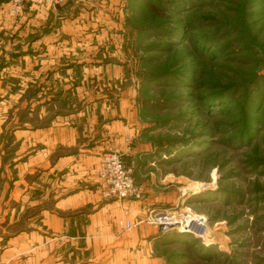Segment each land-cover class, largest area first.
<instances>
[{"label":"rangeland","instance_id":"rangeland-1","mask_svg":"<svg viewBox=\"0 0 264 264\" xmlns=\"http://www.w3.org/2000/svg\"><path fill=\"white\" fill-rule=\"evenodd\" d=\"M32 9L19 17L8 9L16 23L0 28L10 52L26 58L25 91L19 101L11 91L10 118L36 129L38 141L35 176H26L37 179L35 201L29 193L20 221L4 224L12 223L10 236L36 229L37 237L18 254L2 237L0 264H264V0H79ZM38 39L55 43L34 50ZM50 132L70 145L58 140L49 150ZM103 133L98 160L86 155L83 147L95 154ZM108 156L120 159L135 193L108 196L113 171L100 174ZM80 191L87 206L61 204ZM97 197L121 208L93 220ZM166 213L205 219L207 241L166 237L157 221ZM118 218L116 237L134 246L104 256L117 239L104 233ZM152 226L163 234L158 245L143 238Z\"/></svg>","mask_w":264,"mask_h":264},{"label":"crops","instance_id":"crops-1","mask_svg":"<svg viewBox=\"0 0 264 264\" xmlns=\"http://www.w3.org/2000/svg\"><path fill=\"white\" fill-rule=\"evenodd\" d=\"M6 2H9V0H0V28L2 29H8L11 27L10 23H16V21L12 20L8 15V3ZM27 8L33 10V7L27 6L24 11H26ZM22 26H24V24ZM2 37V32H0V38ZM15 42L16 41H14L13 43ZM54 43V39H38L33 44V49L36 50L37 45L39 44V46L42 45L45 48L48 47V50L50 51V46ZM39 52L40 56H42L41 51ZM20 54L21 53L10 52V39H0V242L3 239L2 237L7 235L6 238L8 239L10 245H8L5 250H16L17 254L20 253L19 246L23 245L24 241L32 240V238L37 237L36 229L28 231V233H26L25 230L19 231L10 236V232L8 233L7 231H9V225H11L12 223L8 222L6 226L4 224L6 220H15L16 222L20 221L18 215H20L24 208L22 204L25 203V198L30 193V196L28 198H31L33 196L32 200L35 201V193L37 189L36 177L32 180H29V182H26V176L34 177L37 169V130L25 129V127H20V119L16 118L15 116L13 119H11V116L9 115V103L11 100V96H13L10 95L11 91L16 92L15 95L17 96V101H19L20 97L22 96V94L19 93H24L26 87L25 80L24 78H22L24 70L20 68V65L25 62L26 58L24 57V55ZM44 56L46 58L49 56L50 59L51 53L46 52ZM33 57L34 59L37 58V54L35 53ZM20 80L22 81L20 82ZM52 133L53 132L48 133L45 137L48 138ZM53 134L56 137H51L52 141L49 142V144L48 142L44 143L49 148V150L53 149L54 146H57L59 142L61 143V145H70L69 140L67 138H64L62 133ZM105 136L107 135H105L104 133L102 134V136H98V138L100 137L102 139L94 143V152L100 150L102 151L103 144L108 141V137ZM58 140L60 141L58 142ZM83 148L88 149L86 155L95 156V159L98 160L99 154H97V152L95 154L88 153L90 152V146H86ZM26 153L27 155H25ZM28 155L29 157H27ZM84 163L87 164L88 162L86 161ZM60 164L63 165L62 162H60ZM84 194L85 191H80L76 194H68V198L62 200L61 204H64L67 208H76L75 205L77 207L87 206V204L91 202V200H88L87 196ZM85 197L87 199H84ZM95 204H97L98 207L95 209V212H93L94 214L89 217L88 215L85 216L83 215V213H80L78 218L76 219L78 220L77 222H85V218L87 217L93 218V220H97L103 218L107 213L117 211L119 210V208H121V205H118V203L111 201L105 202L102 201L100 197H97ZM35 207H37L36 202L33 205V208ZM35 214L36 212L32 215V218H34V220H36ZM122 221V218L120 220L118 218L116 221L117 227L115 231L114 229H111L110 231H107L108 233L105 232L104 236L117 238L116 235L120 231V224L122 223ZM103 231H105V224H103ZM171 233L174 232H169L167 233V235L165 233L166 237L171 235ZM143 234V238L145 235L149 236V239L144 238V240L148 239L149 242H153L156 245L163 241V237L160 236L163 234L153 226L143 231ZM112 243L114 244V246L111 245ZM131 245L132 244H130L127 239L125 240V238L121 240L118 238L112 239L109 247H107L104 251V256H109L111 252H116V248L119 250H126L130 248ZM4 254H0V261H3L2 258L4 257ZM94 262L96 261H91L89 263Z\"/></svg>","mask_w":264,"mask_h":264},{"label":"built area","instance_id":"built-area-1","mask_svg":"<svg viewBox=\"0 0 264 264\" xmlns=\"http://www.w3.org/2000/svg\"><path fill=\"white\" fill-rule=\"evenodd\" d=\"M71 1H79V0H10L8 2V9H9V14L12 17H19L24 12L27 6L30 7L59 6ZM106 159L107 160H105L102 163L103 173L100 174L104 178L106 176V171L111 169L113 171V176H111L110 178V184L111 186H113V189L108 194V196L126 198L128 195H130V193H135L133 182L130 180V178L129 179L125 178V173L123 172L124 168L122 166L120 159L111 156H108ZM163 216L166 217V220H160L163 219L162 218ZM192 220L201 221V223L203 221H206L205 219L203 220L195 219L180 214L176 215V214H167V213L161 214L157 218L158 225L163 233H167L171 231H177L183 233L185 229L190 230V227L188 226H192V228L201 227L198 226L197 223H193ZM206 222L202 223L203 224V227H201L202 229L207 228ZM125 228L130 229L131 225L127 223ZM193 231L195 232V229ZM191 235L203 241L206 240L205 237H199L200 234L198 235L196 233H192Z\"/></svg>","mask_w":264,"mask_h":264},{"label":"bare ground","instance_id":"bare-ground-1","mask_svg":"<svg viewBox=\"0 0 264 264\" xmlns=\"http://www.w3.org/2000/svg\"><path fill=\"white\" fill-rule=\"evenodd\" d=\"M161 218V217H160ZM163 219H160V220H166V217H162ZM167 221H169V220H167ZM192 222L193 223H197L198 224V226H201V227H203V224H201L200 222L201 221H196V220H192ZM204 222H206V221H203V223ZM190 223V222H189ZM188 227H190V230L189 229H185L184 230V232L185 233H189V234H192V233H196V234H200V236L199 237H204V235H203V229L201 228V227H198V228H192V226H188ZM195 229V232L193 231ZM205 230L207 231V228H205ZM205 241V240H204ZM207 241V240H206ZM205 241V242H206Z\"/></svg>","mask_w":264,"mask_h":264},{"label":"trees","instance_id":"trees-1","mask_svg":"<svg viewBox=\"0 0 264 264\" xmlns=\"http://www.w3.org/2000/svg\"><path fill=\"white\" fill-rule=\"evenodd\" d=\"M224 94H221L220 96H223ZM221 99V98H220Z\"/></svg>","mask_w":264,"mask_h":264}]
</instances>
